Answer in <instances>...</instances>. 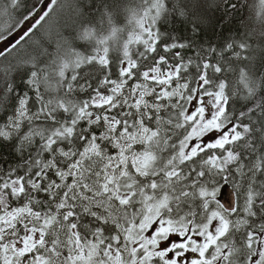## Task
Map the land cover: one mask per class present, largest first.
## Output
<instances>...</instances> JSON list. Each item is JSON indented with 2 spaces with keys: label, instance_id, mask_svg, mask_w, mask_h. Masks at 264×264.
Returning <instances> with one entry per match:
<instances>
[{
  "label": "snow or ice",
  "instance_id": "obj_1",
  "mask_svg": "<svg viewBox=\"0 0 264 264\" xmlns=\"http://www.w3.org/2000/svg\"><path fill=\"white\" fill-rule=\"evenodd\" d=\"M64 7L0 0V264H264V0Z\"/></svg>",
  "mask_w": 264,
  "mask_h": 264
},
{
  "label": "trees",
  "instance_id": "obj_2",
  "mask_svg": "<svg viewBox=\"0 0 264 264\" xmlns=\"http://www.w3.org/2000/svg\"><path fill=\"white\" fill-rule=\"evenodd\" d=\"M60 2L65 5V7L62 9V14L70 15L72 12V5L74 4L75 0H60ZM248 3L249 5L254 6V8L252 9L253 11L258 12L259 0H248ZM212 15L214 17V21L218 23L220 27H217L215 29H207L203 35V38L215 44L220 40L228 37L232 32L235 31L237 27V21L234 19H226L225 13L220 9L215 10ZM53 39H55V36L53 37Z\"/></svg>",
  "mask_w": 264,
  "mask_h": 264
},
{
  "label": "water",
  "instance_id": "obj_3",
  "mask_svg": "<svg viewBox=\"0 0 264 264\" xmlns=\"http://www.w3.org/2000/svg\"><path fill=\"white\" fill-rule=\"evenodd\" d=\"M234 190L229 184H225L221 187L219 198H221L222 202L229 203L234 199Z\"/></svg>",
  "mask_w": 264,
  "mask_h": 264
}]
</instances>
